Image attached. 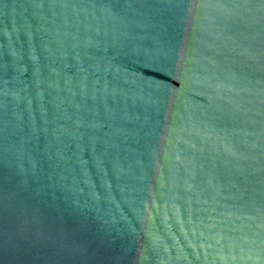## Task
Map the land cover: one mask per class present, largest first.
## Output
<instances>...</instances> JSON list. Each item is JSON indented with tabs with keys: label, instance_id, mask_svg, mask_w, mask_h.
<instances>
[{
	"label": "water",
	"instance_id": "95a60500",
	"mask_svg": "<svg viewBox=\"0 0 264 264\" xmlns=\"http://www.w3.org/2000/svg\"><path fill=\"white\" fill-rule=\"evenodd\" d=\"M0 264H264V0H0Z\"/></svg>",
	"mask_w": 264,
	"mask_h": 264
}]
</instances>
